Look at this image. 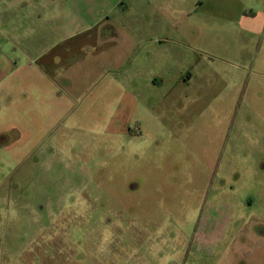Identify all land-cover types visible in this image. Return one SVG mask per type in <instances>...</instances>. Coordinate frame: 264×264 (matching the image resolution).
Listing matches in <instances>:
<instances>
[{
	"label": "rangeland",
	"instance_id": "374dc122",
	"mask_svg": "<svg viewBox=\"0 0 264 264\" xmlns=\"http://www.w3.org/2000/svg\"><path fill=\"white\" fill-rule=\"evenodd\" d=\"M194 31L163 65L47 34L0 146V264H264V37L214 2Z\"/></svg>",
	"mask_w": 264,
	"mask_h": 264
},
{
	"label": "crops",
	"instance_id": "0c3cea01",
	"mask_svg": "<svg viewBox=\"0 0 264 264\" xmlns=\"http://www.w3.org/2000/svg\"><path fill=\"white\" fill-rule=\"evenodd\" d=\"M212 2L233 34L244 31L264 37V0H0V146L6 145V152H11L19 94L25 99V92L33 89L37 62L49 64L50 48L43 43L47 34H62L60 44L69 36H79L81 47L89 42L106 64H123L130 58L131 47L137 46L144 49L139 64L163 65L184 55L180 48L193 47L186 38L195 32L196 17L209 13ZM20 18L27 22L21 24ZM8 21L9 28L5 27ZM41 42L43 47L38 45ZM259 64L257 71L264 72V57ZM160 75L152 72L150 80ZM55 76L48 77L54 86L46 85L47 90L60 88L56 80L61 75ZM253 89V97L263 96L264 91Z\"/></svg>",
	"mask_w": 264,
	"mask_h": 264
}]
</instances>
